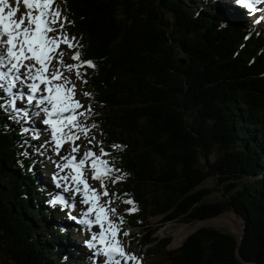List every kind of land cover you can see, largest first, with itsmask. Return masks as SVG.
<instances>
[{"label":"trees","instance_id":"16d2710c","mask_svg":"<svg viewBox=\"0 0 264 264\" xmlns=\"http://www.w3.org/2000/svg\"><path fill=\"white\" fill-rule=\"evenodd\" d=\"M218 4H60L77 38L88 136H98L97 152L117 170L106 177L114 215L123 231L139 228L138 244L161 251L164 264H264V19L223 22ZM12 114L0 107V264H91L69 241L66 212L49 203L57 192L34 173L42 153L9 125ZM210 176L220 189L215 201L202 186ZM225 211L242 233L200 227L170 250L168 239L151 237L157 216L190 223Z\"/></svg>","mask_w":264,"mask_h":264},{"label":"snow or ice","instance_id":"6c2138e0","mask_svg":"<svg viewBox=\"0 0 264 264\" xmlns=\"http://www.w3.org/2000/svg\"><path fill=\"white\" fill-rule=\"evenodd\" d=\"M19 2L20 0H17V3ZM22 2L28 11L17 18L18 8H11L5 13L9 0H0V90L11 96L10 108L16 113L24 112L25 116L29 115L25 109L16 106L17 98L25 99L29 105L35 102L37 111L31 115H43L42 124L49 126L51 132L50 141H45L38 147L50 145L56 155L66 161L64 164H56L60 172L54 173L51 177L54 185L57 188L63 187L64 193H71L73 200L79 195L81 197L79 202L88 207L82 211L80 217H77L71 215V210L76 207L75 203H68L65 195L60 194L49 203L53 205L60 203L62 210L63 208L70 210L69 219L77 224L86 225L91 235L84 244L92 250L91 258L95 264H142L134 253L127 252L121 244L118 236L120 227L109 216V212L115 210L108 209L100 203V194L83 176L86 161L93 169V179L102 180L104 175L117 170L110 167L107 160L97 157L91 149L85 151L80 158L76 155L70 157L61 155L66 137L72 141L79 139L72 133L71 128L84 131L86 137L88 135L87 127L79 125L74 118L76 110L83 107L78 100L72 98L75 94L74 86L68 88L65 84L59 83L62 76L55 67L57 62L54 60V55L59 45L67 44L69 49L75 46L73 44L75 38L69 36L64 29L63 20L66 18H62L60 10L53 7L54 0H22ZM234 2L246 5L251 11L254 4L262 3L264 0H234ZM52 32L57 34L50 36L49 33ZM79 55V52L75 53L72 59L76 60ZM82 64L92 66L93 62L85 60ZM67 67L77 66L67 65ZM77 75L80 73L77 72ZM18 85L26 90L19 91ZM13 88H17L15 93L12 91ZM3 106L5 105H0ZM9 118L14 119L11 115ZM65 129L68 131L66 132ZM28 131V128L21 129L22 133ZM33 139H38V136H33ZM88 143L91 144L92 141L89 140ZM79 150L80 146L74 144L72 152L78 153ZM100 153L101 156L107 155L103 148L100 149ZM66 168L70 169L71 174L61 175L60 173ZM101 186L104 187L103 184ZM103 195H108L106 190ZM93 214L94 219L90 218ZM94 226L99 227L98 232L92 231ZM124 235L128 233L125 232Z\"/></svg>","mask_w":264,"mask_h":264},{"label":"rangeland","instance_id":"374dc122","mask_svg":"<svg viewBox=\"0 0 264 264\" xmlns=\"http://www.w3.org/2000/svg\"><path fill=\"white\" fill-rule=\"evenodd\" d=\"M60 1H62V0H60ZM215 1H218V0H215ZM218 3H219L218 6L221 8V10L219 11V14H221L219 18L223 22L231 21V22L235 23V22L241 21L242 23H249V22L254 23V21H256L258 18H260L261 16H264V8H263L264 2L254 4L251 11L248 10L246 5L236 4L234 2V0H219ZM189 5H191V4H189ZM53 7H55V6H53ZM202 7L203 6H199L198 9L201 10ZM12 8H18V12H17L18 17L21 14H24L28 11V9L24 6L22 0H20V2L17 3V5L14 4L12 6ZM55 8H58V6H56ZM246 8H247V10H246ZM232 14H234V15H232ZM253 25H255V23ZM56 34L57 33H55V32L49 33L50 36H55ZM75 43H76V39L73 40V44H75ZM74 54H75V50L73 48L69 49L67 44L61 43L59 45V47L57 48L56 53L54 55V60L57 62L55 64V67L58 68V70L60 71L61 76H62V79L58 82L65 84V86L68 88H72L74 86V93L75 94L72 98L75 100H78L79 103L83 106L82 108H79L76 110V113L74 115L76 122L79 125H81L82 127L86 126L87 129H89L90 123L87 119V116H88L87 109L89 106V101L86 98L84 91L82 90L83 81L81 80V74L77 75V72L80 73V71L78 69L79 66L77 65V63H74V60L72 59V56ZM59 61H63V63H59ZM67 65H76L77 67L69 68V67H67ZM18 88H19V91H25L26 90L24 87H19V85H18ZM12 91H13V93H15L17 91V88H13ZM0 101H1L0 105H2L1 103L4 102V105H7V107L9 108V111H11V108H10L11 96L6 95V93L3 90H0ZM16 106L18 108L25 109L26 112L29 113V115L27 117V116H25L24 112H20V113L16 114V112L13 111L12 115H14V120H15L14 125L16 124L15 122L18 123V121L25 119L24 122L19 123L20 128H23V126H24V127L29 129V131L27 133H25V135L32 138V140H35V142H33V144L39 146V145L44 144L45 141H50V136H51L50 128L47 126L46 127L43 126V124H42V116L43 115H41V117L31 115L32 113H35L37 111V108L35 106V102H33L32 105H29V104H27L25 99L17 98V105ZM26 122L31 123L30 124L31 128L27 127ZM39 125H41L42 127L39 128ZM65 131L67 132L68 129H65ZM71 131L75 136L79 137V139L72 141L66 137L65 138L66 142L63 144L62 149H61V155L62 156L76 155L77 158H80L83 156V153L85 151H87L88 149H91L93 152L94 151L96 152V150H97L96 141H92L93 139H97L96 136L91 140L92 143L89 144L88 141L90 139H89L88 135H87V137L85 136L84 131L78 130L76 128H71ZM33 136H38V139H33ZM74 144L80 146V150L78 153L72 152V148H73ZM37 151H40L42 153V159H39V161L43 163V166H41V165L36 166V169L34 171L35 175L38 178V182L47 188H50V189L52 188L54 190H57L56 189L57 187L54 185L51 177L54 173L60 172V169L56 167V164H58V163L64 164V163H66V161L61 160L60 157L57 156L56 153L52 150V147L50 145H45L43 148L37 149ZM96 154H98V153L96 152ZM60 174L61 175H64V174L70 175L71 173L66 168ZM106 175L103 176L102 180L93 179V169L91 168L90 163H88L86 161V164H85L84 170H83L84 178L86 179L87 183L92 188H95L97 190V193L100 194V203L104 204L106 206V208L112 209V206L109 204L110 193H109V190L106 188L105 183H104V178ZM102 184L105 187H102L101 186ZM202 186L209 188L211 191L208 194V196H206V198H205L206 201H215L219 198V192L218 191L220 189L217 187L216 180L214 177H212V176L208 177L202 183ZM81 187H83V186L81 185ZM61 188L62 189L59 192V194H57V196L60 194H63V195H65V198L68 200V203H70V204L75 203L76 207L78 208V211H77V213H75V215L77 217H80L82 211L85 210L87 205H83L79 202L81 199V197L79 195H77L75 200H73L71 198V193H64L63 187H61ZM105 190L108 193L107 196L103 195V192ZM56 204L62 207V205L60 203H56ZM60 210H62V208ZM60 210L56 213L57 215L60 212ZM62 211H65V208H63ZM71 211L73 212V210H71ZM93 216H94V214H93ZM109 216L111 219L114 218V220L116 221L115 223L119 226V221H118L117 217L114 215V212L112 215V212L110 211ZM68 217L69 216L66 215L65 218H63L65 221L63 224L64 227H68V225H69L68 223H70L72 221ZM160 221H161L160 216H157V217L149 220V224L155 230L153 232V234L151 235V237H157L158 239H163V240L168 239V243L165 246V250H170V249L181 247V245L183 244V242L187 238V236L190 235L192 232H194L195 230H197L200 227L211 226V227H214V228H216L222 232L233 233V234H237V235L240 234L242 231L241 221L235 215V213L232 211H225V212H223V213H221V214H219L213 218L194 221V222H190V223H185V222H180V221H171V222L161 223ZM72 223H74V225L76 224L78 227H82L81 224H77L75 221H72ZM74 225L71 224L69 227L76 230L77 229L75 227L76 225L75 226ZM86 230L88 231V236H86V234H84L83 237L81 238L80 245H82V246H84L83 241H85L86 239H89L90 235H91L90 231L88 229H86ZM127 230L129 233L136 235L137 237L140 236V231H138L139 228H137V227H135L134 229L130 228ZM92 231L98 232L99 227H93ZM118 236H119L120 242L123 245V247L125 248V250L127 252L134 253L139 258V260L142 262V264H164V260L161 256V251H158L157 253H155L153 250L152 251L147 250L146 253L150 252L151 254L145 259V254L143 252V251H145V248L140 247V245L138 244V242L136 241L135 238L126 237L122 233L121 230H120V233L118 234ZM69 241L74 242L72 239H70ZM162 251H163V248H162ZM89 252L91 254L92 250H89ZM152 254H154L155 256L150 257ZM52 256L54 258H56L55 254H53ZM64 256H65V254L63 253L62 254V260L64 259ZM102 259H103V257H101V260ZM93 264H95L94 261H93Z\"/></svg>","mask_w":264,"mask_h":264},{"label":"bare ground","instance_id":"6f19581e","mask_svg":"<svg viewBox=\"0 0 264 264\" xmlns=\"http://www.w3.org/2000/svg\"><path fill=\"white\" fill-rule=\"evenodd\" d=\"M230 4H231V3H230ZM243 8H244V7H243ZM263 8H264V7H263ZM246 10H247V8H246ZM252 12H253V11H252ZM229 14H230V13H229ZM249 14H250V13H249ZM249 14H248V15H249ZM228 24H229V23H228ZM10 102H11V101H10ZM2 105H3V104H2ZM6 111H7V110H6ZM16 114H17V113H16ZM2 116H3V115H2ZM27 117H28V116H27ZM40 117H41V116H40ZM18 120H19V119H18ZM24 120H25V119H22V120L18 121V123L15 122V123H16L15 125H11V124H9V125L12 126L13 128L16 127V128L18 129V131H19V130H21V128H20V124H19V123L24 122ZM29 120H30V119H29ZM26 124H27L28 126H30L29 128H31V125H30L31 123H27V122H26ZM10 126H9V127H10ZM23 127H24V126H23ZM41 127H42V126L39 125V128H41ZM21 140H22V139H21ZM33 142H35V140H34ZM33 142H32L31 144H33ZM23 145H24V144H23ZM39 149H41V148H39ZM39 152H40V151H39ZM17 153H18V152H17ZM36 154H37V153H36ZM43 154H44V153H43ZM39 155H40V154H39ZM16 156H17V155H16ZM26 158H27V157H26ZM27 159H29V158H27ZM20 160H21V158H20ZM37 160H38V159H37ZM43 160H44V159H43ZM18 161H19V160H18ZM21 161H22V160H21ZM21 161H20V162H21ZM24 162H25V161H24ZM24 162H23V163H24ZM43 162H44V161H43ZM25 163H26V162H25ZM40 165H41V164H40ZM34 171H35V170H34ZM47 192H48V191H47ZM51 193H52V192H51ZM56 210H57V209H56ZM57 212H58V210H57ZM53 214H54V213H53ZM61 225H62V224H61ZM57 227H58V226H57ZM51 230H52V229H51ZM70 255H71V254H70ZM92 261H93V260H92Z\"/></svg>","mask_w":264,"mask_h":264},{"label":"water","instance_id":"95a60500","mask_svg":"<svg viewBox=\"0 0 264 264\" xmlns=\"http://www.w3.org/2000/svg\"><path fill=\"white\" fill-rule=\"evenodd\" d=\"M242 228H243V226H242ZM241 233H242V231H241Z\"/></svg>","mask_w":264,"mask_h":264}]
</instances>
